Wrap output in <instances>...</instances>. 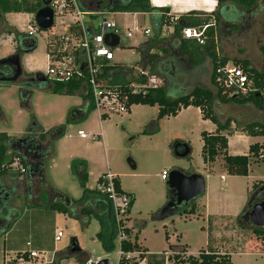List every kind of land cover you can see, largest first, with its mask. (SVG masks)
<instances>
[{
	"label": "rangeland",
	"instance_id": "rangeland-1",
	"mask_svg": "<svg viewBox=\"0 0 264 264\" xmlns=\"http://www.w3.org/2000/svg\"><path fill=\"white\" fill-rule=\"evenodd\" d=\"M195 1L198 3L193 4V7L199 12L206 13L216 8L215 2L211 0ZM156 3L160 1L156 0ZM82 6L87 8L83 4ZM220 11L221 8H218V12ZM234 15L239 18L238 13ZM32 19L33 15L27 13H11L4 17L7 25L18 31L22 30L25 34ZM102 19L114 21L123 29L140 30L129 37L122 34L119 46L112 49V63L136 69L141 60L140 45L148 39V35H144L142 31L147 30L152 34L148 15L117 13L84 17L85 21L94 25ZM230 25V33H227L229 37L220 45L221 53L229 59L240 54L250 67L263 73L264 59L259 48L264 44V0H258L240 23L232 22ZM220 26V22L217 23V28ZM3 27L0 26V60L15 53L13 37L2 34ZM33 37L36 40V49L21 57L20 67L43 75L46 68L45 49L49 38L46 31H39ZM178 79V83L183 82L180 77ZM18 83H0V132L13 139H21L33 119L44 131L64 128L63 134L54 142L53 155L45 166L50 186L60 189L73 200L79 199L82 190L73 166L82 161L87 176L86 188L95 189L98 175L109 172L117 177L121 190L134 197L127 226L131 228V236L136 235L138 243L149 252L163 256V253L170 252L172 248V252L185 250L186 257L190 254L197 256L200 251L211 249L228 254L231 264H264V245L251 233L253 226L246 222L238 223L252 195L261 197L259 200L263 199L259 195L261 186L258 184L259 187L255 190L252 186L258 180L264 179V160L260 163L250 161L247 176L227 175L220 159L209 169H203L199 134L212 128L200 123L194 109L176 118L157 119L155 107L138 110L133 106L130 113L112 114L102 122L94 109H87L85 119L71 122V117L82 112V98L76 95L60 96L36 88H21ZM198 83L202 88L216 92L207 79H200ZM20 90L22 98L30 92L24 103L19 98ZM78 105L80 109L74 113ZM212 109L217 113L220 124L229 121L234 130L252 120L264 122V114L256 112L250 105H220L215 99ZM254 112L256 115L252 114ZM151 125L153 130L150 129ZM78 130L99 135V138L79 139L76 135ZM236 136L229 137L230 154H242L246 149L245 140L236 139ZM263 140L264 138H253L249 140V144ZM175 143L189 146V158L178 159L173 156L171 147ZM131 164H134V169ZM175 167L185 171L193 170L202 176L205 182L204 194L194 200L196 211L193 215L180 209L172 216L156 220L167 201L166 181L161 179V174H168ZM261 183L264 184V181ZM32 189L35 191V188ZM16 195L13 205L19 211V221L11 235L19 233L25 240L28 235L32 236L36 245H42L43 249L51 253L54 258L51 264H87L82 263L81 257L75 253L68 255L73 239L89 258L106 257L115 260L117 240L115 238L113 241L112 251L106 252L100 241L94 239L100 231L95 218L90 217L88 223L82 225L80 220L47 208H33L35 200L32 199L26 204L22 191H18ZM44 196V202L47 203L49 197L45 193ZM135 225L144 227L135 228ZM57 230L63 236L54 243V232ZM11 235L6 233L0 236V264ZM59 255L62 258H58Z\"/></svg>",
	"mask_w": 264,
	"mask_h": 264
},
{
	"label": "trees",
	"instance_id": "trees-1",
	"mask_svg": "<svg viewBox=\"0 0 264 264\" xmlns=\"http://www.w3.org/2000/svg\"><path fill=\"white\" fill-rule=\"evenodd\" d=\"M80 1L81 0H77L79 4ZM216 1L218 3V7L221 6L222 11H220V13L217 9L215 12V15L217 16V18H215L216 23L220 21V19L225 22L239 21L240 17L244 15L243 11L251 9L257 3V0ZM227 2L231 3V5L225 8L224 4ZM84 3L89 7L92 5L91 2L87 0ZM40 6V0H0V26L5 27L2 29V34L12 35L15 47V53L13 55L0 60V69H3L17 57L21 59L24 54L31 53L36 49L35 38L23 32H19L14 27L7 25L4 20L5 15L11 13H27L33 15L40 8ZM234 6H237L242 11L235 10ZM98 7H101V3ZM103 11L111 13L147 14L161 12L160 14L162 15L151 16L152 26L156 32L158 31V33L162 26L169 24L168 19L171 17L165 16L168 12L167 8H154L150 6L148 0H122L117 7L105 8ZM240 12L243 13L240 14ZM236 13L239 14V18L234 15ZM195 15V12H188L177 17L175 20L174 33L177 35L180 43L179 54L186 55L189 62L192 64L202 62L204 60V56H207L212 63L210 83L215 88L216 92L213 93L208 89L194 87L187 93L182 92L176 94L175 92L179 91L171 88L174 82L171 80L168 81V84L170 85V89H168L165 87V83H167V81L162 80V86L149 88L144 94H129L127 106L130 107L132 105H140L156 107L157 119L175 117L182 109H186L188 107L199 109L202 118L204 120H209L216 126L214 133L209 134L202 132L200 134L202 141L200 156L203 164L210 165L214 163L217 158H220L222 160L223 169L227 175L247 176L248 165L251 160L255 163H260L264 160V144L250 145L248 148V154L244 156L228 155L227 140L221 132L227 131L228 134L232 133L229 128L230 122L226 121L223 125L220 124L213 112L212 104L216 99V101L221 105H251L256 110L264 112V72H258L256 69L250 67L249 63L245 60L229 61L226 57L219 55L214 38V29L212 27H208L205 34V40L201 45L192 43L191 40L181 38L179 32L182 26L196 27L207 23L206 19L196 18ZM155 39L156 38H153L150 43H146L144 48H141L139 52L144 53L146 49H152V47H154V41H156ZM47 48L48 44H46V51ZM259 51L264 59V44L259 48ZM144 56H147L150 59L151 64L157 61L156 54L149 55L147 53ZM228 63L242 69V71L246 74L250 85L254 88V92H250L246 95H239L230 94L229 92L224 91V89L215 80V70ZM160 64L161 63L158 62V65ZM140 68L146 69L147 65L140 66ZM96 70V80L99 84H102L104 87H118L124 93H127V89L124 88L130 81L124 82L123 79L116 77L113 78V82H110L106 80V76L112 75L116 72H127L129 74H132L133 72L135 73V70L124 67L120 64L110 65L105 62H98ZM148 71L150 72V68H148ZM37 75L41 76L40 74ZM134 79L136 84L140 83L139 76H136ZM44 80L43 84H29L24 87L48 90L51 93L60 96H70L76 92H81L85 78H73L67 83L48 82L45 78ZM0 83L12 85L8 76L3 74H0ZM19 95V98L24 103L28 100L30 93L28 92L25 97L22 98L20 90ZM91 109H93V107H91ZM104 117L105 116H101V119ZM238 129L239 132L249 137H264L263 123L253 122ZM61 135L62 127L45 132L34 119L21 139H13L8 137L7 134L0 132V223H2L0 224V236L8 233L14 223L18 220L19 211L13 205L18 191H22L23 201L26 204H28V202L36 196L39 203L45 204V193L53 200L49 205L46 207L44 206V209L47 208L50 211H55L63 215H67L70 218L80 220L82 225H86L90 217L95 218L99 224L100 231L94 236V239L100 241L102 248L106 252H110L113 249V241L116 238V224L113 218L111 203L100 188H98L102 184V180L100 178L98 179L97 187L95 189L89 190L86 188L87 176L84 163L81 161L73 166L82 190L79 199H70L63 194L52 190L48 186L44 175V163L52 153L53 141ZM44 141H46V144L41 145V142ZM15 162L17 163V167L13 166ZM5 180H8L9 184H7ZM113 182L116 192L125 194L130 199L128 211L129 215L134 199L130 194L124 193L120 189L119 180L116 176L114 177ZM260 183L261 182L253 184L252 189H257L262 184ZM32 188H35V191ZM195 211L196 206L194 202L185 208V210L183 209V212L188 215H193ZM130 230L131 228L125 229L128 240L121 245V248L124 251H145V249L139 245L137 236H131ZM251 233L254 235L255 239L260 242V244L264 245V228L253 227L251 228ZM71 244H73L72 246L76 248L78 247L75 239L71 241ZM68 250H70V247ZM75 254L79 255L82 260L88 261V256L80 249ZM184 254L185 250H182L180 251V254L169 257L166 264H231L228 254L218 253L211 249L200 251L197 256L188 255L185 257ZM147 264H165V260L162 255L148 254Z\"/></svg>",
	"mask_w": 264,
	"mask_h": 264
},
{
	"label": "built area",
	"instance_id": "built-area-1",
	"mask_svg": "<svg viewBox=\"0 0 264 264\" xmlns=\"http://www.w3.org/2000/svg\"><path fill=\"white\" fill-rule=\"evenodd\" d=\"M52 10V26L46 31L49 41L46 51V68L43 78L48 82L67 83L73 78H85L81 92H86L90 105L99 116L123 115L128 111V96L144 94L149 88L163 85L162 80L148 71L137 69L140 83L130 81L121 91L118 87H104L96 80L98 62L111 64L113 60L112 49L104 44L103 38L107 33H112L119 38L122 34L131 36L136 33L130 28L123 29L114 21L102 19L94 25L85 21L84 17L104 16L113 14L109 12L84 11L77 0H51L49 5ZM175 18H169L170 24L175 23ZM215 24L208 21L196 27L182 28V38L193 40L197 44H203L208 27L214 28ZM165 26L162 32H165ZM39 30L33 20L27 28V34L34 36ZM148 31H144L147 34ZM119 46V44H118ZM117 46V47H118ZM136 72V69H133ZM216 82L230 94L246 95L254 92L246 74L239 67L224 65L215 70ZM77 136L81 139L96 140V136L83 131H78ZM17 167V163L13 164ZM168 174L162 172L161 179L167 180ZM114 175L107 172L100 176L102 184L98 187L111 203L113 218L116 224V258L113 264H147L148 253L142 250L124 251L121 245L128 238L125 229L128 228L126 218L129 211L130 199L125 194L116 192L114 187ZM63 234L60 230L55 231L53 241L58 242ZM180 254V252H168L165 254V264L168 258ZM53 256L50 252L37 251L31 248L30 242H26L25 249L19 252H3L2 264H51Z\"/></svg>",
	"mask_w": 264,
	"mask_h": 264
},
{
	"label": "crops",
	"instance_id": "crops-1",
	"mask_svg": "<svg viewBox=\"0 0 264 264\" xmlns=\"http://www.w3.org/2000/svg\"><path fill=\"white\" fill-rule=\"evenodd\" d=\"M158 1V0H157ZM160 3H156V0H148L150 6L154 7V8H167L168 9V12L165 16H171V18H177L179 16H182L188 12H195L196 15L195 17L196 18H202V19H206L207 22L208 21H212L214 22L215 26H214V38H215V43L217 45V51H218V54L221 55V56H224L226 57L229 61H233V60H245L243 58L242 55H236L232 58H228L227 56H225L224 54L221 53L220 51V45L223 44V40H227L226 38L229 37V34L227 33H230V24L232 22H225V21H218L217 23L220 22V27L217 28V23L215 22V18H217V16L215 15V12L217 11L218 9V3L216 0H211L212 2H215V9L213 11H209V12H206V13H203V12H199L197 10H195V7H193L196 2L198 3V1H195V0H159ZM85 5V3L83 1H80V7L84 10V11H91L93 12L94 9H87V8H91L87 5V8L85 9L83 6ZM224 5H226L227 7L231 5V3L227 2L225 3ZM111 13V12H109ZM161 12H155L153 14H147V13H136V15H148V18H149V24L151 26V29H152V34H150L149 32H147V34H144V31H142V33L144 35H148V39L146 41V43H150L151 40H153V38H156L154 41V47H152V49H146V51H144V53H141V60L140 62L138 63V66H136V72L132 73V74H129V73H120V72H116V73H113L112 75H107L106 76V80L107 81H110V82H113V78H121L124 80V82H129V81H134L135 77L138 76V72H137V69H141L140 66H144V65H147V68H150V72L156 76H158L161 80H165L167 81V83H165V87L170 89V85L168 84V81L171 80L172 82H174V84L171 86L172 89L176 90V91H179V92H175L176 94H179V93H182V92H189L191 89H193L194 87H201L199 86V83L198 81L201 80H205L207 79L210 83V77H211V70H212V63L211 61L207 58V56H204V60L200 63H196V64H192L189 62V59L187 58L186 55L184 54H179V48H180V43H179V40H178V37L177 35L174 33V24H170L169 22V19H168V22L169 24L168 25H164L166 28H165V32H162V28L160 29L159 33L158 31L156 32L155 29L153 28L152 26V20H151V16H159V15H162L160 14ZM117 14V13H114V15ZM135 14V13H134ZM7 15H5V17H7ZM170 18V17H169ZM118 25V24H117ZM120 27V26H119ZM163 27V26H162ZM185 26H182V28H184ZM182 28L180 29V32H179V35L180 37L182 38V35H181V31H182ZM230 29V30H229ZM138 30V29H136ZM147 31V30H146ZM19 32H23L22 30H19ZM140 32V30L136 31V33ZM25 33V32H23ZM184 39V38H183ZM192 43H196L194 42L193 40H191ZM12 43L14 45V42H13V38H12ZM142 44L140 45V48H144V45L146 44ZM148 51V52H147ZM33 52V51H32ZM31 52V53H32ZM156 54L157 55V61L160 62L161 64L158 65V62H154L153 64H151L150 62V59L147 57V56H144L146 54ZM29 54V53H27ZM11 56V55H10ZM246 61V60H245ZM143 62V63H142ZM112 64H115V63H111L110 65ZM228 65H231V63H228ZM23 69V68H22ZM143 69V68H142ZM23 71L27 74H31V73H34L33 70H25L23 69ZM181 78L182 79V83H178L179 82V79L178 78ZM210 85L212 86V84L210 83ZM213 87V86H212ZM202 88V87H201ZM214 88V87H213ZM205 89V88H204ZM215 89V88H214ZM209 90V89H208ZM211 91V90H210ZM30 93V92H29ZM170 93V92H168ZM172 94V93H170ZM73 95H76L80 98L83 99V103L80 104L82 106V112H79V114H77L76 117H71V122H79L80 120H83L86 118L87 116V109H91V103H90V100H89V97L88 95L86 94V92H76L74 93ZM86 95V96H85ZM80 105L76 106V108L74 109V113L78 111V109H80ZM221 105V104H220ZM227 105V104H226ZM234 105V104H232ZM133 106H136V108L139 110V109H142L144 107H149V106H140V105H132L128 108V111L127 113H130L131 112V108ZM236 106V105H234ZM246 105H241V106H238V107H245ZM251 106V105H250ZM256 112L258 110H256L253 106H251ZM156 108V107H155ZM191 109H194L200 119V123H203L204 125H207L209 128L211 127L212 129H209V131H201L200 134L202 132H205V133H214L215 130H216V126L214 124H212L209 120H204L201 116V113L199 111V109L197 108H194V107H188L186 109H182L176 116V117H179L180 115L184 114L186 111H189ZM217 117V113L215 111H213ZM259 113H262L264 114V112H260L258 111ZM98 114V113H97ZM253 115H256V113H252ZM156 115H157V108H156ZM98 117L100 118V121L102 122L107 116H105L103 119H101V117L99 116L98 114ZM166 118H169V117H166ZM218 119V117H217ZM218 122L220 123L219 119H218ZM253 122H259V123H263L262 121H255V120H252V121H249L248 123H245L243 125H240L238 126L237 128H241L247 124H250V123H253ZM223 125V124H222ZM229 128L230 130L232 131L231 134H228L227 131H222L221 134L224 135L226 137V140H227V154L228 155H231V156H236V155H241V156H244V155H247L248 154V148L250 145H253V144H264V140L262 142H255V143H252V144H249V140L253 139V138H264V137H249V136H246L245 134L239 132L238 130L239 129H235L233 128V126H230L229 125ZM150 129L153 130V126L151 125L150 126ZM51 130V129H50ZM46 131H49V130H46ZM45 131V132H46ZM78 131H81V130H78ZM77 131V132H78ZM64 132V128L62 127V134ZM77 132H76V135H77ZM25 134V133H24ZM88 134H93V133H88ZM200 134H199V137H200ZM95 135V134H93ZM237 135L236 139H243L245 140V146H246V149L245 151L242 153V154H230L229 153V146H230V143H229V137L231 136H235ZM8 136V135H7ZM96 138L98 139L99 138V135H95ZM9 137V136H8ZM23 137V136H22ZM70 137V136H68ZM11 138V137H10ZM60 138V137H59ZM59 138L55 139L58 140ZM79 138V137H78ZM15 139H18V138H15ZM81 139V138H79ZM96 139V140H97ZM83 140H87V139H83ZM52 143V153L51 155L49 156V158L47 160H49L52 155H53V144L54 142ZM46 144V141L44 142H41V145H45ZM201 146H202V141H201ZM190 156V155H189ZM201 157V156H200ZM187 159V158H186ZM217 159H220V158H217ZM216 159V160H217ZM47 160L45 161L44 163V175H45V178H46V181L48 183V186L54 190V191H57L61 194H63L64 196L68 197L66 194L62 193L60 189L58 188H54L52 186H50L49 182H48V178L46 176V162ZM215 160V161H216ZM221 160V159H220ZM252 161V160H251ZM202 162V160H201ZM263 162V161H262ZM215 163V162H214ZM214 163L210 164V165H205L203 164L202 162V165H203V169H209V167H211ZM250 163V162H249ZM132 165V164H131ZM221 166H222V160H221ZM223 168V166H222ZM174 169H180V167H175ZM183 170V169H181ZM224 170V169H223ZM185 171V170H183ZM186 172H193V173H196L194 172L193 170L191 171H186ZM226 173V172H225ZM104 174V173H101L100 175H98L97 177V180H96V187H97V182H98V179L100 178V176ZM114 175V174H113ZM115 176V175H114ZM263 180H258L256 183H259V182H263ZM5 182L7 184H9L6 180ZM120 184V182H119ZM261 188L264 187V184H263V187L262 185H260ZM121 189V188H120ZM91 190V189H89ZM125 193V192H124ZM132 196V195H131ZM133 197V196H132ZM69 198V197H68ZM71 199V198H70ZM134 199V197H133ZM35 200V203L33 205V207L35 208H44V206L46 207L47 205H49L51 202H52V198H49L48 202L45 203V204H41L38 202V199H37V196L34 198ZM129 215H130V212H129ZM129 215L127 216V222L129 221ZM19 220H17L14 225L12 226V228L10 229V231L7 233V235H11V232H13L12 230L14 229V227H17V223H18ZM143 228L144 225H135V228ZM130 228V227H128ZM55 233V232H54ZM12 238L11 240L8 242V248H7V251H4V252H11V253H15V252H19V251H22L23 249H25V244L26 242H30L31 244V248L33 250H37V251H45V249H43L42 245H36L35 243V240L32 236L28 235L27 238L25 240V237H23L21 234L19 233H16V235H11ZM31 237V238H29ZM139 245L145 249V252H147L148 254H154V253H151L149 252L145 247H143L140 243ZM49 252V251H48ZM168 253V252H166ZM166 253H163V257H165V254ZM68 255H71V254H68ZM154 255H162V254H154ZM191 255V254H190ZM58 258H62L61 255L58 256ZM102 258H106V257H97L96 259H91L88 257V261L86 260H81L82 263H87V262H90V261H97L99 259H102Z\"/></svg>",
	"mask_w": 264,
	"mask_h": 264
},
{
	"label": "water",
	"instance_id": "water-1",
	"mask_svg": "<svg viewBox=\"0 0 264 264\" xmlns=\"http://www.w3.org/2000/svg\"><path fill=\"white\" fill-rule=\"evenodd\" d=\"M51 0H40V8L33 14V22L39 31H47L53 22L52 10L48 6ZM85 2L86 0H81ZM90 1L94 12H104L102 8L98 7L103 0H87ZM226 8L227 6L224 5ZM235 10L242 11L237 6H234ZM104 44L114 49L119 44V38L112 34L107 33L103 38ZM16 72L13 76H9L8 79L12 84L18 82V77L21 75L20 58L15 59ZM43 81H45L43 79ZM172 154L175 158L186 159L190 155V148L187 144L175 143L172 147ZM134 169V164L131 165ZM167 187V201L163 208L158 213L156 220H163L169 216L176 214L180 209L187 208L196 198L204 194L205 182L202 176L193 172H186L181 169H173L168 173L165 183ZM262 189V188H261ZM253 195L250 197L245 212L249 223L254 228H264V199L253 201ZM242 217L239 218L241 221ZM70 245V254L76 253L79 248ZM87 264H113L112 260L108 258H102L97 261H90Z\"/></svg>",
	"mask_w": 264,
	"mask_h": 264
},
{
	"label": "flooded vegetation",
	"instance_id": "flooded-vegetation-1",
	"mask_svg": "<svg viewBox=\"0 0 264 264\" xmlns=\"http://www.w3.org/2000/svg\"><path fill=\"white\" fill-rule=\"evenodd\" d=\"M122 0H103L102 3H101V7L102 9H105V8H115L118 6V4L121 2ZM257 3H258V0H257ZM256 3V4H257ZM256 4L254 5V7L256 6ZM254 7H252L251 9L249 10H246V11H243L244 12V15L242 17H240V20L239 21H234L233 23H240V21L242 19H244L245 15L250 12ZM219 9L221 8L218 7ZM264 35V33H263ZM262 46V45H261ZM15 59L12 60L11 63L7 64L3 69H0V74H3V75H6V76H13L16 72V66H15ZM21 69V75L18 77V84L21 86V88H25L24 86H27L29 84H43L44 81H43V77L35 74V73H31V74H27L23 71V69L20 67ZM22 90V89H21ZM261 189V188H260ZM259 195H262L263 196V199H264V187L260 190V194ZM253 201L252 202H255L256 200H258L259 198L261 197H258L257 196H254L253 195ZM262 199V200H263ZM248 211V208L246 209L245 212ZM242 222H246L249 224V219H247L245 213L243 214L242 216V219L241 221L238 220V223H242ZM2 224V223H0ZM70 251V250H69Z\"/></svg>",
	"mask_w": 264,
	"mask_h": 264
}]
</instances>
